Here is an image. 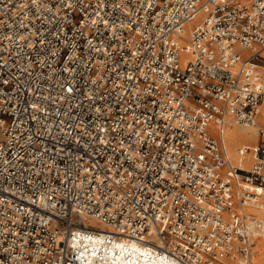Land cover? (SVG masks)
Segmentation results:
<instances>
[{
    "label": "built area",
    "instance_id": "2783aa9c",
    "mask_svg": "<svg viewBox=\"0 0 264 264\" xmlns=\"http://www.w3.org/2000/svg\"><path fill=\"white\" fill-rule=\"evenodd\" d=\"M263 49L264 0H0V264H249Z\"/></svg>",
    "mask_w": 264,
    "mask_h": 264
},
{
    "label": "bare ground",
    "instance_id": "6f19581e",
    "mask_svg": "<svg viewBox=\"0 0 264 264\" xmlns=\"http://www.w3.org/2000/svg\"><path fill=\"white\" fill-rule=\"evenodd\" d=\"M200 18H201V12L198 13V15H196L195 19H193L192 21L185 24L183 31H182L184 38L179 39V43L181 44V46H187L188 47V39H189L190 29L194 24L199 22ZM261 54L264 55V50L261 51ZM186 56H188L187 60H189L191 58V52L185 48H181V50L179 51V58H178V64L180 67H183L185 65V63L187 61L185 59ZM258 68L264 70V66H259ZM260 75L262 78H264V76L261 73H260ZM230 117L231 116L227 115L225 117V121H227ZM257 117L259 118V120L261 122L264 123V102L259 105L258 114H257L256 118ZM231 120H232V118H231ZM232 121H230L229 124H227V125L225 123V125L223 126L222 135H221L222 142L226 146L229 147L230 152L232 153L233 160L237 161V159H238L237 162H234L227 155L230 163L233 166H238L241 168H248L252 162V158L250 156L241 157L237 152V149H238L237 147H239V146L244 147V145L253 144L256 140V127L258 128V127H263V126H258L260 124L256 123V119H255V125L256 126L255 125L245 126V125L236 123L234 120H232ZM230 124L232 125L231 128L229 127ZM210 130L214 135H217L216 131H213L214 127H211ZM226 146H225V150L227 151ZM235 149H236L237 159L235 158V155L233 153V151ZM246 158L250 159V164L248 167H244L245 164L241 163ZM249 208L256 209V208L251 207V206L245 207L244 212L248 217H256V218L264 220V210L263 209H256V210H259L260 213H252V212L248 211ZM262 235H264V232H256L255 236L253 237L252 251H251V255H250L249 260H248L249 264H264V240L259 242L257 248L255 249V254L252 256L253 251H254L255 239L259 236H262ZM141 251L143 252L144 256H150L148 249L142 250V248H141ZM251 256H252V258H251Z\"/></svg>",
    "mask_w": 264,
    "mask_h": 264
},
{
    "label": "crops",
    "instance_id": "0c3cea01",
    "mask_svg": "<svg viewBox=\"0 0 264 264\" xmlns=\"http://www.w3.org/2000/svg\"><path fill=\"white\" fill-rule=\"evenodd\" d=\"M264 50V49H263ZM244 52H246V51H244ZM264 56V55H263ZM257 70L264 76V74H263V72L259 69V68H257ZM230 116V115H229ZM227 121H232L231 120V117L227 120ZM226 121V122H227ZM233 122V121H232ZM258 126H263V125H258ZM211 127H214V130L213 131H216V128H215V126L213 125V124H210V129H211ZM264 127V126H263ZM211 131V130H210ZM217 133V132H216ZM258 139H259V137H258V134H257V127H256V140H255V142L253 143V144H251V145H244V146H247V147H253L257 142H258ZM239 147H241V146H239ZM239 147H237V148H239ZM236 148V149H237ZM236 149L233 151V153H234V155H235V158L237 159V155H236ZM226 153H227V155L233 160V158H232V153L231 152H229V151H226ZM234 162H237L238 161V159H237V161L236 160H233ZM242 164L244 163L245 164V166L244 167H248L249 166V164H250V159H248V158H246L244 161H242L241 162ZM250 209V210H249ZM248 209V211H250L251 212V210H252V213H260L259 211L258 212H254L256 209H253V208H249Z\"/></svg>",
    "mask_w": 264,
    "mask_h": 264
},
{
    "label": "rangeland",
    "instance_id": "374dc122",
    "mask_svg": "<svg viewBox=\"0 0 264 264\" xmlns=\"http://www.w3.org/2000/svg\"><path fill=\"white\" fill-rule=\"evenodd\" d=\"M199 20V19H198ZM181 38H184V36H183V34H182V37ZM187 57L188 56H186L185 57V59L187 60ZM262 72H263V74H264V70H262V69H260ZM229 122L230 121H227L226 122V125L227 124H229ZM256 123H258V124H260V125H263L264 126V123L263 122H261L260 120H259V118L257 117L256 118ZM231 124L229 125V127L231 128ZM256 126V125H255ZM212 133V132H211ZM213 134V133H212ZM214 135V134H213ZM223 145H224V147L226 146L224 143H223ZM226 149H227V151H229L230 152V149H229V147L228 146H226ZM259 210H255L254 212H258ZM251 212H252V210H251ZM88 222H92L91 220H89ZM96 225H99L98 223H96ZM264 240V235H262V236H259V237H257L256 239H255V243H254V251H253V254H252V256L255 254V249L257 248V246H258V244H259V242L260 241H263ZM252 256H251V258H252Z\"/></svg>",
    "mask_w": 264,
    "mask_h": 264
}]
</instances>
